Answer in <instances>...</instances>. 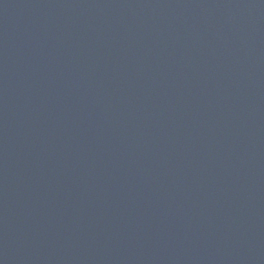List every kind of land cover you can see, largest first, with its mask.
<instances>
[{
  "label": "water",
  "instance_id": "obj_1",
  "mask_svg": "<svg viewBox=\"0 0 264 264\" xmlns=\"http://www.w3.org/2000/svg\"><path fill=\"white\" fill-rule=\"evenodd\" d=\"M0 264H264V0H0Z\"/></svg>",
  "mask_w": 264,
  "mask_h": 264
}]
</instances>
